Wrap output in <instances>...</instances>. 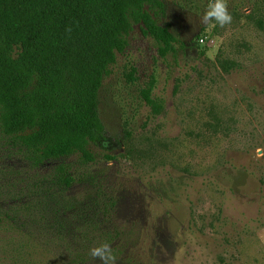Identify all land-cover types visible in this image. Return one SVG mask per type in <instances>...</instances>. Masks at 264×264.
Returning a JSON list of instances; mask_svg holds the SVG:
<instances>
[{
	"label": "rangeland",
	"instance_id": "374dc122",
	"mask_svg": "<svg viewBox=\"0 0 264 264\" xmlns=\"http://www.w3.org/2000/svg\"><path fill=\"white\" fill-rule=\"evenodd\" d=\"M162 2L177 53L134 27L99 93L94 173L142 264H264V2L227 0L223 27L202 22L208 0ZM152 74L159 115L141 98ZM14 162L0 134V171Z\"/></svg>",
	"mask_w": 264,
	"mask_h": 264
},
{
	"label": "trees",
	"instance_id": "16d2710c",
	"mask_svg": "<svg viewBox=\"0 0 264 264\" xmlns=\"http://www.w3.org/2000/svg\"><path fill=\"white\" fill-rule=\"evenodd\" d=\"M165 17L162 0H0V134L15 157L0 171V264H102L90 253L101 243L114 264H142L92 147L105 134L100 90L134 27L159 58L176 55ZM155 83L152 74L141 98L159 115Z\"/></svg>",
	"mask_w": 264,
	"mask_h": 264
},
{
	"label": "clouds",
	"instance_id": "9594fccd",
	"mask_svg": "<svg viewBox=\"0 0 264 264\" xmlns=\"http://www.w3.org/2000/svg\"><path fill=\"white\" fill-rule=\"evenodd\" d=\"M201 19L205 24L214 21L219 27L230 24L232 15L228 10L227 0H208ZM90 253L92 257L99 258L102 264H114L115 257L108 243H101L90 249Z\"/></svg>",
	"mask_w": 264,
	"mask_h": 264
}]
</instances>
